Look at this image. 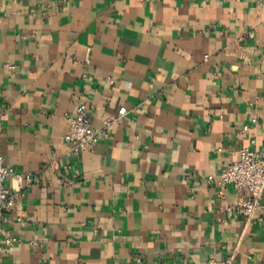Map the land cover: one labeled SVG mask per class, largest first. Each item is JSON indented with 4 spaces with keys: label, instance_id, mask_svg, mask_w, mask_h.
Here are the masks:
<instances>
[{
    "label": "crops",
    "instance_id": "obj_1",
    "mask_svg": "<svg viewBox=\"0 0 264 264\" xmlns=\"http://www.w3.org/2000/svg\"><path fill=\"white\" fill-rule=\"evenodd\" d=\"M78 103L126 112L67 155ZM241 147L264 149L258 0H0V153L30 177L0 264H264V193L244 218L208 181Z\"/></svg>",
    "mask_w": 264,
    "mask_h": 264
},
{
    "label": "built area",
    "instance_id": "obj_2",
    "mask_svg": "<svg viewBox=\"0 0 264 264\" xmlns=\"http://www.w3.org/2000/svg\"><path fill=\"white\" fill-rule=\"evenodd\" d=\"M258 5L264 8V0H258ZM3 65L10 69L13 68V65L9 63ZM125 112V107L119 108L117 115L107 117L103 120L100 128H95L88 117L86 104L78 103L74 112L67 117L68 128L63 137L67 145L66 154H78L99 139H107L111 126ZM252 121L254 122L255 119H252ZM248 127L246 124L243 129H248ZM9 178L16 183L17 188L7 183ZM29 181V175L17 173L11 167L6 166L0 153V232L4 235L6 247L11 250L14 248L15 243L19 241V238L6 233L2 226L7 214L16 206V194L24 184L28 185ZM208 181L214 182L221 197H224L226 186L233 185L237 193L233 208L234 212L244 218L251 217L264 193V149L239 148L237 158L224 166L217 177L209 175ZM20 220L21 217H17V221ZM204 264H232V256L223 259L211 257Z\"/></svg>",
    "mask_w": 264,
    "mask_h": 264
}]
</instances>
